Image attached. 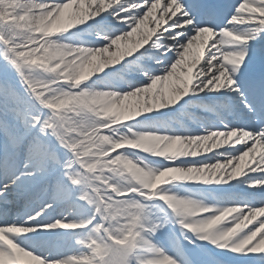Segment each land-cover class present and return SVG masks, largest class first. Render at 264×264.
I'll return each instance as SVG.
<instances>
[{
    "label": "snow or ice",
    "instance_id": "6c2138e0",
    "mask_svg": "<svg viewBox=\"0 0 264 264\" xmlns=\"http://www.w3.org/2000/svg\"><path fill=\"white\" fill-rule=\"evenodd\" d=\"M0 264H264V0H0Z\"/></svg>",
    "mask_w": 264,
    "mask_h": 264
}]
</instances>
